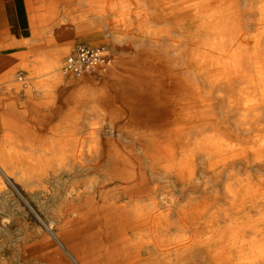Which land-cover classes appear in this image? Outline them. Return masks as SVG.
I'll list each match as a JSON object with an SVG mask.
<instances>
[{"label":"bare ground","instance_id":"6f19581e","mask_svg":"<svg viewBox=\"0 0 264 264\" xmlns=\"http://www.w3.org/2000/svg\"><path fill=\"white\" fill-rule=\"evenodd\" d=\"M163 4L174 38L173 109L147 111L143 101V120L156 124L142 126L140 154L125 159L106 152L110 175L121 186L137 184L123 203L111 198L95 204L78 220L106 215L116 221L109 211L124 210L129 225L145 230L139 247L155 239L164 264H183L180 258L189 264H264V0ZM139 28L144 40L152 26ZM136 74L145 78L146 69L128 72ZM151 83L142 81L140 89ZM127 105L133 109V100ZM88 150L99 152L95 145ZM41 161L10 167L33 172L31 163ZM0 169L17 175L2 162ZM146 194L151 197L136 199Z\"/></svg>","mask_w":264,"mask_h":264},{"label":"rangeland","instance_id":"374dc122","mask_svg":"<svg viewBox=\"0 0 264 264\" xmlns=\"http://www.w3.org/2000/svg\"><path fill=\"white\" fill-rule=\"evenodd\" d=\"M164 7L161 2V13L154 25L145 19V24L152 26L147 37L133 40L140 51L115 58L101 72L103 77L116 76L114 93L101 91L85 95L88 107L75 119L86 122L94 116L95 124L64 128L53 136L55 140L52 136H38L32 130L8 134L6 140L0 138V164L7 165L9 173L17 174L6 175L0 169V264H164V259L158 258L155 239L150 247H139L140 235L145 230L129 225L124 210L109 211L111 219L118 218L116 221L106 215L84 223L78 220L80 211L95 204L102 205L111 198L123 203L127 200V190L137 184L121 186L110 175L112 163L106 152L118 151L119 158L125 159L140 154L142 126L156 124L143 120V101L148 103L147 111L173 109L169 84L174 80V67L170 63L173 58L170 42L174 38L169 26L171 13ZM131 26L130 19H123L120 32H127ZM194 40L190 38L188 46ZM152 48H155L153 52ZM141 68L146 69L145 78L140 74L128 75L131 70ZM142 81L152 83L142 90ZM129 100L134 102L133 109L127 105ZM38 137L41 140L33 141ZM11 138L32 141L8 140ZM94 145L99 148L98 153L88 150ZM36 159L42 161L31 163L33 172H14L10 167V164L23 167L28 164L26 160ZM31 173L35 174L33 179L22 177ZM145 197L136 199H149L151 194ZM177 261L189 264L185 258Z\"/></svg>","mask_w":264,"mask_h":264},{"label":"crops","instance_id":"0c3cea01","mask_svg":"<svg viewBox=\"0 0 264 264\" xmlns=\"http://www.w3.org/2000/svg\"><path fill=\"white\" fill-rule=\"evenodd\" d=\"M171 1L0 0V138L27 130L54 138L64 128L95 124L94 116L75 118L88 107L85 95L114 93L116 76L75 78L63 72L66 58L80 43L107 47L111 65L139 52L133 41L142 38L139 24L154 25L161 2ZM125 18L132 26L121 33Z\"/></svg>","mask_w":264,"mask_h":264},{"label":"built area","instance_id":"2783aa9c","mask_svg":"<svg viewBox=\"0 0 264 264\" xmlns=\"http://www.w3.org/2000/svg\"><path fill=\"white\" fill-rule=\"evenodd\" d=\"M111 54L105 46L78 44L73 53L66 58L63 72L81 78L85 75H96L108 67Z\"/></svg>","mask_w":264,"mask_h":264}]
</instances>
